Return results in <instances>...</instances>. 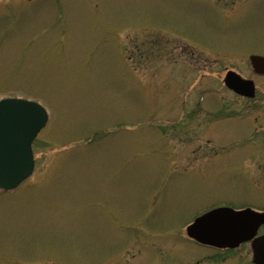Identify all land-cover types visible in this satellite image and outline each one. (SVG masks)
Wrapping results in <instances>:
<instances>
[{"label":"rangeland","instance_id":"374dc122","mask_svg":"<svg viewBox=\"0 0 264 264\" xmlns=\"http://www.w3.org/2000/svg\"><path fill=\"white\" fill-rule=\"evenodd\" d=\"M259 51L264 0H0V99L49 115L0 191V264H251L185 229L264 210L258 101L224 83Z\"/></svg>","mask_w":264,"mask_h":264},{"label":"water","instance_id":"95a60500","mask_svg":"<svg viewBox=\"0 0 264 264\" xmlns=\"http://www.w3.org/2000/svg\"><path fill=\"white\" fill-rule=\"evenodd\" d=\"M256 72H264V57L251 56ZM225 85L235 92L254 95L252 81L235 71H228ZM49 115L37 101L18 97L0 99V188L11 190L29 177L34 170L32 141L45 127ZM264 224V212L251 208L234 210L230 207L214 208L188 225L187 235L196 241L219 248L237 247L251 240L252 262L264 264V236L255 237Z\"/></svg>","mask_w":264,"mask_h":264},{"label":"flooded vegetation","instance_id":"af4514ba","mask_svg":"<svg viewBox=\"0 0 264 264\" xmlns=\"http://www.w3.org/2000/svg\"><path fill=\"white\" fill-rule=\"evenodd\" d=\"M252 55H259L261 57H264V52H260L259 51V52L255 53V54L254 53L253 54H250V56H249V65L248 66H250V74L247 75V76H244V78L253 81V84H254L253 86L255 87V95L253 97H246V96H244L242 98L245 99L247 102H251L254 99H257V101H258V107L260 109V115L259 116L262 118V122L264 123V72L263 71L260 72V73L255 72V69H254V67H253V65L251 63V59H250V57ZM262 127H264V124H263ZM243 207H247V206H242V208ZM237 209H241V207L240 208H237ZM190 240L192 241V239H190ZM205 247L207 249H213L214 251L219 252L218 254L207 255L206 256L207 259L208 258H212L215 261L217 260L218 262L219 261H222V260H220V258H222V257H220L219 255H222V254L225 255V256H223V260H224V259H226V256H228L226 254L229 251H232L229 248H226V249L223 250V249H219V248L212 247V246H205ZM201 260H202V258L201 259L199 258V260H197V263L201 262Z\"/></svg>","mask_w":264,"mask_h":264}]
</instances>
